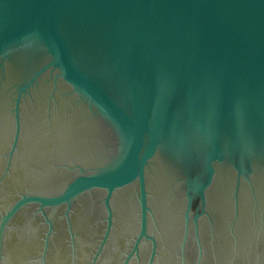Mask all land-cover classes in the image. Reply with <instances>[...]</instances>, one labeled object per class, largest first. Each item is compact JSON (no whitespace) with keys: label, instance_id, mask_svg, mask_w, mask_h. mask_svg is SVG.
<instances>
[{"label":"water","instance_id":"95a60500","mask_svg":"<svg viewBox=\"0 0 264 264\" xmlns=\"http://www.w3.org/2000/svg\"><path fill=\"white\" fill-rule=\"evenodd\" d=\"M0 264H264V0H0Z\"/></svg>","mask_w":264,"mask_h":264}]
</instances>
